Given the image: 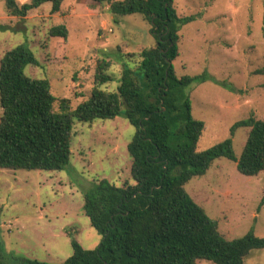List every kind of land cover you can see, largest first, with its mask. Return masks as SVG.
<instances>
[{"label":"rangeland","instance_id":"obj_1","mask_svg":"<svg viewBox=\"0 0 264 264\" xmlns=\"http://www.w3.org/2000/svg\"><path fill=\"white\" fill-rule=\"evenodd\" d=\"M173 7L180 18L196 17L181 27L172 65L178 78L206 77L189 89L191 115L204 123L197 143L202 152L230 138L235 123L264 121V0H173ZM50 11L45 3L20 20L8 17L0 0V27L8 28L0 29V59L27 45L37 65L26 66L25 74L50 82L55 112L61 99L73 110L90 97L99 61L110 62L106 73L112 79L100 89L116 91L124 66L136 70L139 55L155 45L150 26L137 14L116 16L92 0H65L59 14ZM61 25L68 37H50L49 30ZM72 130L63 170L0 169V251L6 264H62L72 255L73 240L84 250L97 248L102 238L84 213L85 195L101 180L116 187L132 182L127 146L135 129L123 113L92 124L74 120ZM248 131L238 128L231 137L236 157ZM184 188L225 239L241 238L250 229L264 237V172L247 177L219 158ZM244 264H264V249L252 250Z\"/></svg>","mask_w":264,"mask_h":264},{"label":"trees","instance_id":"obj_2","mask_svg":"<svg viewBox=\"0 0 264 264\" xmlns=\"http://www.w3.org/2000/svg\"><path fill=\"white\" fill-rule=\"evenodd\" d=\"M3 1L8 17L24 20L45 3L56 15L65 0H30L22 6ZM92 1L116 16H141L155 45L139 55L136 70L124 66L116 91L100 89L112 79L106 73L110 62L99 61L90 97L73 110L61 99L57 112L50 82L25 74L26 66L37 65L27 45L5 52L0 59V169L61 171L70 160L74 120L92 124L123 113L135 129L127 146L132 182L121 187L106 180L95 183L84 197L83 210L102 240L93 250L73 240L72 255L62 264H244L252 250L264 249V237L250 229L241 238L225 239L184 187L219 158L235 163L247 177L264 172V121H239L230 128V138L198 152L204 123L191 115L189 89L206 77L178 78L172 65L179 56L180 29L196 17H178L173 0ZM49 36L66 39L68 30L55 26ZM242 127L249 131L236 157L231 137ZM4 258L0 251V264H6Z\"/></svg>","mask_w":264,"mask_h":264},{"label":"crops","instance_id":"obj_3","mask_svg":"<svg viewBox=\"0 0 264 264\" xmlns=\"http://www.w3.org/2000/svg\"><path fill=\"white\" fill-rule=\"evenodd\" d=\"M59 14V13H58ZM57 15V14H56Z\"/></svg>","mask_w":264,"mask_h":264}]
</instances>
